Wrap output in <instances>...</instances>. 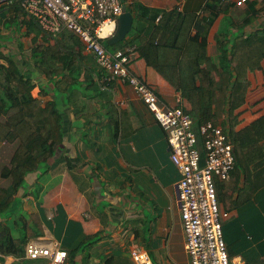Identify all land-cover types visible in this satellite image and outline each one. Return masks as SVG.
<instances>
[{"label":"crops","instance_id":"crops-1","mask_svg":"<svg viewBox=\"0 0 264 264\" xmlns=\"http://www.w3.org/2000/svg\"><path fill=\"white\" fill-rule=\"evenodd\" d=\"M210 1L125 0L135 35L127 38L128 44L115 49L145 46L158 23L155 12L176 11L198 18ZM218 1L219 16L207 33V56L215 64L220 56L215 36L230 34L247 15V4L237 7L239 0ZM34 22L21 11L19 0H0V44L7 43L0 52L21 57L26 63L34 43L43 41ZM263 28L264 15H259L243 33L260 35ZM195 34L192 28L190 36ZM27 44L31 46L28 55H19ZM83 53L91 58L86 64L93 69L98 91L87 89L85 83L73 86L78 91L68 102L65 94L56 93L54 86L36 77L33 83L37 86L21 97L18 106L33 126H41L53 110L59 114L56 125L62 128L63 141L47 162L46 173L29 174L15 191L11 179L2 174L9 165L12 147L0 143V204L11 201L0 210V237L6 228L10 246L17 243L22 247L20 241L25 237L24 249L29 243L48 250L59 245L68 253L77 249L76 264H135L131 257L134 249L146 251L152 264H190L179 213L181 176L170 160L166 132L128 84L116 81L101 87V70L90 52ZM131 63L132 71L157 91L162 103L190 111L181 92L138 52ZM245 78L246 90L232 98L234 119L230 127L225 112L229 104L224 101L221 111L216 110L221 115L217 125L224 126L227 134L243 132L264 120V53L259 67L248 69ZM73 80L71 76L65 78L67 83ZM227 92L226 99L230 97ZM191 115L194 124L195 116ZM32 117L38 121L32 122ZM255 134L260 138L242 140L248 142V150L242 154L243 167L236 164L224 181L225 191L218 190L220 208L229 214L222 220L228 255L242 259L244 264H264V184L248 187L250 183H264V157L251 159L255 148H264V124ZM224 195L231 198L234 209L225 208L221 201ZM87 242L92 245L87 246ZM14 248L19 250L15 244ZM0 264H49V259L8 253L0 254ZM66 264H70L68 260Z\"/></svg>","mask_w":264,"mask_h":264},{"label":"trees","instance_id":"trees-1","mask_svg":"<svg viewBox=\"0 0 264 264\" xmlns=\"http://www.w3.org/2000/svg\"><path fill=\"white\" fill-rule=\"evenodd\" d=\"M219 4L218 0H211L198 18L176 11L164 14L155 12L154 18H158V23L153 34L145 46L136 47L139 55L144 57L175 90L181 92L191 108L190 111H185L194 114L198 129L207 123L215 126L219 123L221 115L218 112L221 111V103L224 101L229 104L225 112L230 127L234 119L233 95L240 90H246L245 72L258 68L264 53V28L260 35L243 33L244 27L251 24L259 15H264V1L246 0L240 6L236 2L237 7L247 4V15L242 22L234 26L235 30L230 34L218 33L215 36L220 53L218 63L215 64L207 56V33L219 16ZM34 24V27L38 28L35 22ZM192 28L196 30L194 36H190ZM64 32L56 37L49 36L51 43L35 42L30 55L27 56L25 67L20 65V68L26 69L25 71L19 70L17 61L15 63L10 55L0 52V143L4 142L12 147L9 165L2 174L11 179L15 191L24 185L29 174L46 173L49 167L47 162L55 157L63 141L62 128L56 125L59 122L56 110L42 121L41 126H33L18 110L21 97L37 86L33 80L42 77L47 84L54 86L56 93L65 94L68 102L78 91V88H72L73 86L85 83L87 89L99 90L92 75L93 69L88 68L86 64V60L91 58L83 53L86 50L84 44L76 35ZM155 59L166 60L167 63L156 64ZM67 76L73 77V82L67 83L65 81ZM227 91L230 93L228 99ZM74 111L78 118V112L75 109ZM33 121L37 122L38 119L32 117ZM263 124L264 120H261L243 132L228 134L236 158L234 167L236 164L239 168L243 167L242 154L248 150V142L243 143L242 140L248 136L254 141L260 138L255 132ZM196 133L197 147L204 157V138L198 131ZM256 149L251 159L264 157V148L259 146V150ZM263 184L262 182L253 186L250 183L248 187L255 189ZM218 197L220 198V195ZM10 202L6 199L0 204V210ZM9 242V231L4 228V235L0 237V254L12 253L21 258L25 257V237L20 241L22 243L20 248L17 243L10 246ZM87 243V246L92 245ZM14 244L18 251H15ZM77 253V249L68 253L67 260L70 264H76Z\"/></svg>","mask_w":264,"mask_h":264},{"label":"built area","instance_id":"built-area-1","mask_svg":"<svg viewBox=\"0 0 264 264\" xmlns=\"http://www.w3.org/2000/svg\"><path fill=\"white\" fill-rule=\"evenodd\" d=\"M245 1L239 0L237 5ZM123 6L121 0H19L21 11L44 33L52 37L63 31L76 35L102 72L101 87L116 81L128 84L166 132L170 160L181 176L179 213L190 264H244L228 255L222 220L229 214L218 205L215 186V179H229L236 162L229 136L222 125H202L198 130L204 138L202 157L192 115L162 103L157 91L132 71L136 46L110 49L106 41L116 32ZM25 253L32 259L46 257L49 264H66L68 259L67 251L59 245L48 250L29 243ZM131 257L135 264H152L142 249L132 250Z\"/></svg>","mask_w":264,"mask_h":264},{"label":"rangeland","instance_id":"rangeland-1","mask_svg":"<svg viewBox=\"0 0 264 264\" xmlns=\"http://www.w3.org/2000/svg\"><path fill=\"white\" fill-rule=\"evenodd\" d=\"M9 26V23L6 25V27H8ZM41 30V29H40ZM40 30H36L37 31V35H42L43 36V41L44 42H49V43H51L52 41H51V38L49 37L50 35H48L47 33H44L43 31L41 32ZM19 31V30H18ZM64 33H69L68 31H65ZM135 35V25H134V28L128 33V35H127V37L124 39V40H122V41H120L119 43H117V44H113V45H110V49H115V47L118 45V46H120V47H123L125 44H128L129 42H128V40H127V38L128 37H133ZM15 37V36H14ZM7 39H10V38H7ZM21 42V41H20ZM7 46V43H4V41H1V44H0V49H2L1 47H6ZM31 46L29 45V44H27V47L25 48V47H23V49L21 50V52L19 53V55H22V56H25L26 54L28 55V49L30 48ZM10 56L13 58V60L15 61V63H16V61H17V66L19 67V70H21V71H25L26 69L24 68L25 67V65H24V63H25V61H23V58H21V57H19L18 59H17V56H15V55H11L10 54ZM132 64V63H131ZM24 66V67H22V68H20L21 66ZM42 78V77H41ZM192 127H193V129L194 130H196V131H198L199 129H198V127H197V124L196 123H194L193 125H192ZM11 151H12V149H11ZM215 186H216V193H217V199H218V194H219V191L218 190H223V192L225 191L224 190V181L223 180H220V179H215ZM225 196V195H224ZM222 203L224 204V206H225V208L226 209H229V210H232V209H234L235 207H234V203H233V201L231 200V198L229 197V196H225V197H223L222 198ZM218 205L220 206V203H219V200H218Z\"/></svg>","mask_w":264,"mask_h":264},{"label":"water","instance_id":"water-1","mask_svg":"<svg viewBox=\"0 0 264 264\" xmlns=\"http://www.w3.org/2000/svg\"><path fill=\"white\" fill-rule=\"evenodd\" d=\"M124 1L125 0H121V2L124 4L123 13L117 20L116 32L113 37L106 41L107 45L117 44L120 41L124 40L132 29L133 16L130 12L127 11V7Z\"/></svg>","mask_w":264,"mask_h":264}]
</instances>
